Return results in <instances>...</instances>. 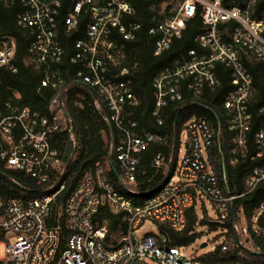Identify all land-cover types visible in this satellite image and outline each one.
<instances>
[{"label":"built area","instance_id":"built-area-1","mask_svg":"<svg viewBox=\"0 0 264 264\" xmlns=\"http://www.w3.org/2000/svg\"><path fill=\"white\" fill-rule=\"evenodd\" d=\"M0 1L6 7L22 5L17 24L32 35L24 63L40 74L39 87L55 91L47 114L8 102L0 108V160L5 168L22 172L44 186L42 196L26 203L14 197L0 198V242L4 245L0 264H239L186 258L180 247L169 243L167 231L180 233L186 228V211L198 198L212 202L215 222L223 224L229 202L237 197L225 193L224 174L221 181L208 165L205 151L219 141V130L214 131L205 118L195 117L185 124V151L180 162L173 155L156 153L151 166L160 171V182L143 191L136 188L141 153L151 144H164V139L143 131L127 113L136 99L130 80L124 78L129 73L124 62L131 52L125 43L136 38L140 24L132 20L134 9L126 0H68L61 17L66 35L78 33L84 21L83 37L73 43L71 61L81 65L75 77L93 90L97 96L94 106L104 112L113 134L104 164L84 171L60 206L58 217L64 218L66 232L62 233L58 219L51 223L52 202L64 188L60 181L64 166L52 139L59 132L73 139L72 120L66 110L70 87L59 68L63 49L57 30L64 0ZM158 1L152 10L160 18L148 30L155 37L154 55L170 48L186 21L197 12L202 32L194 38L199 51L190 49L156 72L152 115L158 117L163 106L182 100V86L192 97L199 96L203 86L211 90L218 87L215 65L219 64L232 85L223 101L230 162L244 158L249 106L256 92L247 66L264 63V18L253 14L256 0H242L240 4L223 0ZM15 50L12 36H0L1 71H17ZM257 111L264 114V103ZM157 123L161 119L157 118ZM255 145L254 157L260 159L264 156V123L255 134ZM110 171L122 191L110 181ZM263 179L264 161L249 171L247 190ZM260 216L264 218V201L255 209L249 227H241L239 222L233 225L238 233L235 247H244L242 234L251 246L254 237L264 240V230L257 224ZM145 223H153L156 233L136 238V231ZM217 231L222 232L220 227ZM227 243L224 237L220 251L227 249Z\"/></svg>","mask_w":264,"mask_h":264},{"label":"trees","instance_id":"trees-1","mask_svg":"<svg viewBox=\"0 0 264 264\" xmlns=\"http://www.w3.org/2000/svg\"><path fill=\"white\" fill-rule=\"evenodd\" d=\"M134 9L132 20L140 24L136 38L132 42L125 43L131 50L124 66L129 69L124 78L130 80L131 91L136 99V104L127 108L129 117L137 122L145 132L157 133L164 139L162 145H149L140 157V173L137 177L138 190H145L156 185L161 180L160 171L151 166L152 158L158 152L166 157L175 156L178 149L179 135L184 131L185 124L195 117H203L214 131L219 130V141L206 148L205 156L208 165L222 181L225 176V193L237 195L229 202L228 217L223 224L212 222L208 219L206 211L202 208V216L199 217L196 210V202L186 211L187 226L180 233L168 232L169 243L178 247H185L195 241L199 233L198 226L207 225L208 229L221 228L222 232L217 237H225L236 244L238 233L233 225L239 221L240 211L243 213L245 223L249 227L250 219L255 213L259 203L264 201V179L259 181L252 190H247L245 179L255 165L264 161L254 157L257 148L255 134L261 123H264V114L257 108L264 103V63L248 64L252 75L255 94L250 101V126L247 132V151L244 158L236 162H230L229 133L226 130V115L223 109L225 95L232 89L230 79L221 65L215 68L220 77V85L213 90L202 87L201 94L192 97L190 92L181 87L183 99L163 106L158 117L152 115L154 107L153 78L158 70L166 67L170 62L181 56H185L190 49L200 50L194 38L202 32V23L197 12L193 18L185 23V27L179 38L173 40L172 45L159 55L153 54L155 37L148 34L156 19L160 18L152 10L158 0H126ZM242 0H223V3L240 4ZM68 0L62 2L58 23L57 37L61 43L63 53L59 68L70 87L66 102L67 114L72 120L73 139L70 140L64 132L56 133L52 139V146L57 150L59 159L64 166V174L60 181L64 188L55 197L51 207V223L59 220L62 233L66 232L64 218L58 217L60 206L63 205L67 195L73 189L78 177L86 170L93 169L97 164H104L107 154V144L113 134L112 128L104 120L103 111H98L94 106L97 96L89 87L83 85L75 77V72L81 67L79 63L71 61L74 53L73 43L83 37L84 21L80 23V31L72 35H66L61 27V17L65 14ZM22 5L15 3L10 7L4 6L0 1V36H12L15 39V73L0 70V108L4 103L27 106L31 110L47 114V106L55 91L48 87H39L40 74L24 63L26 49L32 40L28 29H22L17 24L18 13ZM253 14L264 18V0H256L253 5ZM5 113V112H4ZM157 118L161 123H157ZM109 179L120 191L118 180L113 171L108 172ZM44 186L37 185L22 172L7 169L0 160V198L6 200L14 197L22 203L43 194ZM258 226L264 230V218L258 217ZM249 232L253 236L249 229ZM253 247L257 251H251L246 247L238 246L231 250L220 251V244L200 258L201 261H228L239 264H264L259 260L264 258V240L253 238Z\"/></svg>","mask_w":264,"mask_h":264},{"label":"rangeland","instance_id":"rangeland-1","mask_svg":"<svg viewBox=\"0 0 264 264\" xmlns=\"http://www.w3.org/2000/svg\"><path fill=\"white\" fill-rule=\"evenodd\" d=\"M185 141H186V134L184 131H182L179 135V141H178V149L175 154V158L177 163L180 162L184 151H185ZM202 208L205 209L207 217L210 221L215 222L217 220V214L214 209V206L212 202H210L207 198H203L200 200L199 198L196 200V210L199 217L202 216ZM239 224L241 227H244L246 225L245 220L243 218V215H239ZM197 232L199 233L198 237L195 239V241L185 247H180L179 251L186 257V258H192L200 260L202 256H204L206 253L210 252L213 247L218 246L222 240L223 237H217V234L219 232L216 230H210L208 229L207 225H202L197 227ZM147 233H156V227L153 223H145L143 226H141L136 231V238H141L143 235ZM244 235L242 234L243 239V246L248 248L251 251H257L253 245H249L247 241H244ZM206 242L207 245L203 248H200V244ZM4 245L0 242V259L4 258V252H3ZM235 247V242L233 240H228L227 243V249H232ZM261 263H264V258L259 260Z\"/></svg>","mask_w":264,"mask_h":264},{"label":"water","instance_id":"water-1","mask_svg":"<svg viewBox=\"0 0 264 264\" xmlns=\"http://www.w3.org/2000/svg\"><path fill=\"white\" fill-rule=\"evenodd\" d=\"M206 245H207V243H206V242H203V243L200 244V248H203V247H205Z\"/></svg>","mask_w":264,"mask_h":264},{"label":"crops","instance_id":"crops-1","mask_svg":"<svg viewBox=\"0 0 264 264\" xmlns=\"http://www.w3.org/2000/svg\"><path fill=\"white\" fill-rule=\"evenodd\" d=\"M240 225V224H239Z\"/></svg>","mask_w":264,"mask_h":264}]
</instances>
